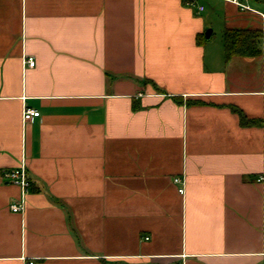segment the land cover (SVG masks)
Here are the masks:
<instances>
[{
  "label": "crops",
  "instance_id": "crops-1",
  "mask_svg": "<svg viewBox=\"0 0 264 264\" xmlns=\"http://www.w3.org/2000/svg\"><path fill=\"white\" fill-rule=\"evenodd\" d=\"M211 1L0 0V264H264L262 57L212 45L262 21Z\"/></svg>",
  "mask_w": 264,
  "mask_h": 264
},
{
  "label": "built area",
  "instance_id": "built-area-1",
  "mask_svg": "<svg viewBox=\"0 0 264 264\" xmlns=\"http://www.w3.org/2000/svg\"><path fill=\"white\" fill-rule=\"evenodd\" d=\"M234 3H236L238 6L241 7L242 10L250 11L252 13L258 14L261 18L262 21V30L264 32V12L256 10L252 8L247 2H244L243 0H231ZM200 9H203V6L199 7ZM262 67H263V73H264V37L262 40ZM23 63L30 66L34 67L36 64V60L34 56H24ZM40 116V111L35 108L31 107H24L23 109V120L24 121H33L35 118ZM2 179L11 182L14 184H17L21 187L22 189V197L20 202H13L11 204V209L13 211H21L24 206V196L25 194L29 191L32 181L29 177L27 168L25 164L19 165L17 167L7 169L3 171L2 173ZM175 183H183V179L180 176H176L174 178ZM180 193H184L185 188L184 186L179 187ZM28 264H34V261L30 260L28 261Z\"/></svg>",
  "mask_w": 264,
  "mask_h": 264
},
{
  "label": "trees",
  "instance_id": "trees-1",
  "mask_svg": "<svg viewBox=\"0 0 264 264\" xmlns=\"http://www.w3.org/2000/svg\"><path fill=\"white\" fill-rule=\"evenodd\" d=\"M264 32L262 28H232L226 27L224 30V49L226 59L233 56H260L262 54V40ZM239 114L242 124L252 123L244 112L239 108H234Z\"/></svg>",
  "mask_w": 264,
  "mask_h": 264
},
{
  "label": "rangeland",
  "instance_id": "rangeland-1",
  "mask_svg": "<svg viewBox=\"0 0 264 264\" xmlns=\"http://www.w3.org/2000/svg\"><path fill=\"white\" fill-rule=\"evenodd\" d=\"M201 1L203 2L204 5H206L208 11L213 10V4L211 0H201ZM243 1L246 2V0ZM252 3L254 4L252 6L255 7L256 2L254 0H251V4ZM220 20L216 22L215 33L212 38V45H215V48L219 47L220 50H222V48L224 47V37L220 32V28H221L220 26L223 23Z\"/></svg>",
  "mask_w": 264,
  "mask_h": 264
},
{
  "label": "water",
  "instance_id": "water-1",
  "mask_svg": "<svg viewBox=\"0 0 264 264\" xmlns=\"http://www.w3.org/2000/svg\"><path fill=\"white\" fill-rule=\"evenodd\" d=\"M209 34H210V31L208 30V31L206 32V35L209 37Z\"/></svg>",
  "mask_w": 264,
  "mask_h": 264
}]
</instances>
